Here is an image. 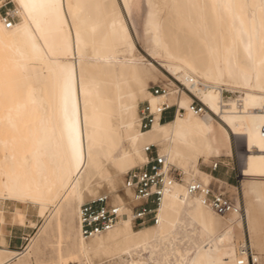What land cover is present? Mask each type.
I'll return each instance as SVG.
<instances>
[{"label":"bare ground","instance_id":"bare-ground-1","mask_svg":"<svg viewBox=\"0 0 264 264\" xmlns=\"http://www.w3.org/2000/svg\"><path fill=\"white\" fill-rule=\"evenodd\" d=\"M14 1L21 18L15 8L12 24L0 14V198L17 202L9 216L0 207V220L25 224L30 205L45 219L24 249L0 246V264L29 260L33 242L61 211L77 214L68 248L83 264L102 253L117 264H250V249L263 264L264 0H150L148 54L183 85L178 99L173 88H148L157 65L136 53L122 12L131 0ZM194 97L202 113L191 108ZM146 99L153 110L164 100L178 110L142 129L139 101ZM231 134L243 135L246 202L243 212L222 216L186 182L198 179L192 171L208 177L200 158L232 150ZM151 143L185 175L165 192L158 221L135 230L124 218L85 237L78 215L86 191L96 194L106 183L120 201L121 174L146 160ZM181 229L191 240L184 252ZM65 249L57 248L55 262L69 261Z\"/></svg>","mask_w":264,"mask_h":264},{"label":"rangeland","instance_id":"rangeland-1","mask_svg":"<svg viewBox=\"0 0 264 264\" xmlns=\"http://www.w3.org/2000/svg\"><path fill=\"white\" fill-rule=\"evenodd\" d=\"M152 6L153 5L151 4L150 0H131L128 11L123 9L124 6L122 7V12L128 21L129 27L132 31V34L136 42V48H135L136 53L138 55L139 54L144 55L145 58H149V59H151V57L148 54L150 42H151L150 41L151 34L145 30V20L147 18L148 11L152 8ZM160 7H162L161 8L162 11L165 10L163 9V7L165 8V6H160ZM13 8L18 10L19 18H21L22 14L14 0L0 1V14L4 15L6 11L13 9ZM17 19H18V16L16 15L15 20ZM151 60L157 65L156 66L157 68L156 70H154L155 67H153V70L155 72H154V75L152 76L154 79L150 77L151 80L149 81L148 88L151 89V87L155 85H163V84L168 85L167 83L169 82V85H171L170 86L171 88H174V90L178 89V93L175 92L176 93L175 99H178L182 94V92L180 93V90L181 89L184 90L183 85L179 84V82L175 79V77L169 71H167L163 66L159 65L156 60H153V59ZM144 101H147V99L140 100L139 106H141ZM231 136H232V150L229 148H226L222 150L221 154L219 155H211L208 161H204L203 158L202 159L200 158V161L197 166L199 167V169L205 172L208 177H206L204 174L200 172L196 173V171H192V173H195L194 178H198L201 180H203L202 178H204L203 181L205 182L209 181V183H212V186L214 188L216 189L219 188V190L224 191L227 195L237 200L241 206V211L243 212L245 208V203H244L245 196L243 194V185H242L244 176L241 174V168H240L241 160H240V153H239L241 152V149H242L241 146L243 145L242 144L243 135L231 134ZM216 161H218V165L216 168H213V165ZM177 168L180 171H182L183 176L185 177L183 170L179 167ZM124 174L125 172L121 174L122 181H124ZM117 184H118L117 193L122 195L124 193L123 191L124 183L119 182ZM107 186L108 185L104 183L102 186L97 187L96 194H89L86 191L87 197L85 201L92 199L96 197L97 195L104 194V193H108L116 199L115 193L111 192V190H109L110 188H108L109 186L108 187ZM16 202L17 201L15 200H10V199L4 200L0 198V207L4 208L7 211V215L9 216L12 213ZM27 218H28L27 223L20 224L21 226H17L14 228V230H18V232H20L19 235L24 236L25 233L30 234L27 237L29 239H25V240L22 239L23 243L19 250H22L26 247V245L30 242L31 236L37 232L39 226L43 223L45 219L44 215L40 214L37 211L36 207L33 205L29 206V210L27 212ZM224 221L225 219H222V222ZM70 222H73L72 229H69ZM153 224L154 222L149 223V224H144V225H133L132 224V226H133V229L137 230L143 226H151ZM10 228L11 227H5L4 225L0 224V235H4L7 232V230ZM77 228H78L77 214L76 213L71 214L66 211H61L49 221V223L41 231L37 239L33 242L31 246V254H30L29 260H27L23 264H30V262L31 264H35L32 261L34 262L54 261L55 260L54 258L57 256V248L60 246L66 248L65 252L68 254V257L66 258V260H69L67 261L66 264H83V261L80 262L79 260H77V257H75V248H68V246L71 243L72 236L75 234V232L78 231ZM189 229H191V227ZM192 234L193 233H191V235ZM177 240H178V248L182 252H184L190 246L191 240L189 236L186 235L183 229L180 230ZM236 241L238 243L237 245L239 246V243L242 241V238L239 233H238ZM5 242L6 240H3V243ZM238 249H240V247H238ZM253 250L255 252L257 249L256 250L253 249ZM261 255H264V254H261ZM93 259L95 261V264H117V262L119 261L118 258L116 257L109 258L103 253L102 255L95 256ZM260 259L263 260L264 258L262 257ZM171 261L173 262L175 261L174 256H171ZM262 263L264 264V260L262 261Z\"/></svg>","mask_w":264,"mask_h":264},{"label":"built area","instance_id":"built-area-1","mask_svg":"<svg viewBox=\"0 0 264 264\" xmlns=\"http://www.w3.org/2000/svg\"><path fill=\"white\" fill-rule=\"evenodd\" d=\"M12 10L2 14L4 20L9 24L15 21L16 15L13 14ZM167 84L155 85L151 87V91L155 94H166L171 89L169 82ZM175 92L178 93V89H175ZM198 100L197 97H194L190 105L194 111L202 113L205 106ZM177 110L176 102L161 101L158 103L157 109L153 110L150 102L144 101L138 109L140 128L150 127L157 115L160 121H163L165 117L172 118ZM144 150L146 160L131 167L124 174V193L121 195L120 201L110 194L104 193L80 205L78 220L80 231L85 237L90 238L102 234L124 218H130L133 225H144L158 221V211L165 192L171 189L176 181L184 182V176L182 171L167 162L166 155L160 152L157 145L146 144ZM217 165L218 161L214 163L213 168H216ZM186 189L190 194L199 195L204 203L222 216L241 211V206L237 200L219 188H214L212 184L204 183L199 179H192L186 182ZM125 190H128L130 194ZM244 247L241 246L239 251ZM253 251L250 249L249 258L250 262L255 264ZM240 256L242 257L241 254ZM238 264H245V259L241 258Z\"/></svg>","mask_w":264,"mask_h":264},{"label":"crops","instance_id":"crops-1","mask_svg":"<svg viewBox=\"0 0 264 264\" xmlns=\"http://www.w3.org/2000/svg\"><path fill=\"white\" fill-rule=\"evenodd\" d=\"M0 224L4 225L5 227H11L10 229L7 230V232L4 235H0V246H7L11 249L19 250L23 243L22 239L23 240L29 239L27 238L30 235L29 233H25V235L23 236V235H19L20 232H18V230H14L15 227L21 226L20 224L9 223L8 221H4V222L0 221ZM3 240H6V242L3 243ZM32 262L35 264H59L55 261L47 262V263L34 262V261Z\"/></svg>","mask_w":264,"mask_h":264},{"label":"trees","instance_id":"trees-1","mask_svg":"<svg viewBox=\"0 0 264 264\" xmlns=\"http://www.w3.org/2000/svg\"><path fill=\"white\" fill-rule=\"evenodd\" d=\"M168 119H171V118H169V117H165L163 121H166V120H168Z\"/></svg>","mask_w":264,"mask_h":264}]
</instances>
